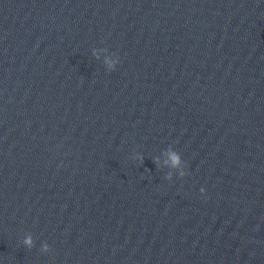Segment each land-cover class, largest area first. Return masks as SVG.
Listing matches in <instances>:
<instances>
[{
  "label": "water",
  "instance_id": "obj_1",
  "mask_svg": "<svg viewBox=\"0 0 264 264\" xmlns=\"http://www.w3.org/2000/svg\"><path fill=\"white\" fill-rule=\"evenodd\" d=\"M0 264H264V0H0Z\"/></svg>",
  "mask_w": 264,
  "mask_h": 264
},
{
  "label": "clouds",
  "instance_id": "obj_2",
  "mask_svg": "<svg viewBox=\"0 0 264 264\" xmlns=\"http://www.w3.org/2000/svg\"><path fill=\"white\" fill-rule=\"evenodd\" d=\"M171 160H172V162H173V166H176V165H178L179 162H180V157H179L176 153H172V154H171ZM183 175H184V173H181V176H183ZM168 178L171 179L170 176H169ZM203 191H204V189H201V192H203ZM24 243H25L26 245H28V246H31V244H32L31 238H30V237L27 238V239L24 241ZM45 251H47V246H45Z\"/></svg>",
  "mask_w": 264,
  "mask_h": 264
}]
</instances>
